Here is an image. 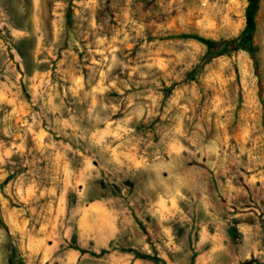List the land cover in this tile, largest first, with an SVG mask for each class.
Segmentation results:
<instances>
[{"label":"rangeland","instance_id":"1","mask_svg":"<svg viewBox=\"0 0 264 264\" xmlns=\"http://www.w3.org/2000/svg\"><path fill=\"white\" fill-rule=\"evenodd\" d=\"M248 4L27 0L17 28L0 0V264H264V0L256 65ZM150 244L164 263L123 251Z\"/></svg>","mask_w":264,"mask_h":264},{"label":"trees","instance_id":"2","mask_svg":"<svg viewBox=\"0 0 264 264\" xmlns=\"http://www.w3.org/2000/svg\"><path fill=\"white\" fill-rule=\"evenodd\" d=\"M4 1V5H5V9L9 12L11 19L13 20V23L15 25V27L17 28H22L24 26L25 23H27L28 21V17H29V13H28V8H27V0H22L20 3L22 5V9L18 6H15L14 3H12L11 0H3ZM249 4L246 8V27L245 29L242 31L241 36L239 37V46L245 50L248 51L251 56H252V60H253V65H256V56H255V52H256V48L252 45V31L254 28V16H255V9L253 8V4H252V0H248ZM27 41H29L28 38L22 39L19 41L18 45H24V43H26ZM22 61L24 64V68L25 71H28V65L26 62V58H25V54L24 51L19 47L16 48ZM172 90V86L166 89V93L169 94ZM102 185L105 186V184L103 185V182H99V181H95L93 184L89 185V189L88 191L85 193V197L87 200H91L92 198L95 197V195H93V193L95 192L94 189L92 188L95 185ZM111 188V192L112 194H116L119 189L116 185H110ZM133 219L135 221L136 224L141 225V223L138 221L137 217L135 215H132ZM151 249H152V256L144 254V255H139V253L134 250V249H128V250H123L125 253H132L133 255H135L136 257L142 258V259H148L151 262H160V263H164L163 259L159 258L157 256V251L156 249L150 244ZM102 253H106L105 250L101 251ZM15 257L13 255H10L8 258V264H24L23 259L19 258L18 261H14Z\"/></svg>","mask_w":264,"mask_h":264}]
</instances>
